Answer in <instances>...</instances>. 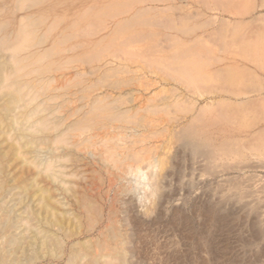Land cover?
Instances as JSON below:
<instances>
[{"label": "bare ground", "instance_id": "1", "mask_svg": "<svg viewBox=\"0 0 264 264\" xmlns=\"http://www.w3.org/2000/svg\"><path fill=\"white\" fill-rule=\"evenodd\" d=\"M10 1L0 0V264H137L132 258L142 248L144 240L141 239L143 235H140L142 228L139 225L143 227L145 224L142 226L141 220L132 219L129 215L132 209L126 208L125 204L129 202L123 196L130 192L137 195V187L142 188L144 197L148 199L152 200L156 196L155 205L145 208V214L150 215L164 206L165 202L170 203V194L165 190L170 172H163L165 161L158 160L155 156L146 158L150 173L141 164L145 161L144 152L151 151L148 146L153 144L145 143L146 139L143 137L137 138L141 133L138 129L145 127L144 123L150 125L155 121L150 118L143 122L146 117L144 112H156L159 103L152 104L153 96L146 97L141 91L139 95H135L139 92V86L145 89L142 84L135 83L145 77L137 75L136 70L139 69L136 68L145 65L155 67L158 71L167 73L168 77L185 82L189 87L205 85L214 76L217 80H227V77L236 79L237 77H233L237 73L236 69L232 64L227 68H218L220 63L225 64V59L218 57L212 46L200 38H195V44L183 45L182 39L176 36L178 32H184L183 36H186L185 33L192 34L197 30L186 26L191 19V0H180L176 4L183 9L177 18L169 13V8L174 6L169 0ZM202 1L226 8L232 5L235 11L247 13L246 6L242 8L246 0ZM32 6L40 9L36 12L24 11L18 19L17 13L20 10L31 9ZM186 7L189 8L185 9ZM222 20L225 21V18ZM223 21L216 28L219 32L229 31L228 23ZM243 21L237 22L233 27L231 25L230 32L234 33V30L242 26ZM179 24L180 27L177 26ZM236 37L240 39L241 36ZM248 37L245 40L241 37L239 47L243 49L242 55L250 57L255 65L264 68V42L255 43V38ZM246 45L248 48L245 49ZM66 52L72 55L63 56L65 58L62 60L57 58V55H64ZM109 55L111 58L107 57ZM72 60L83 65L74 66V72L65 73L63 79L72 76L77 80L67 79L59 88L53 84L58 80L55 72L65 69L62 65ZM97 74L98 77L94 78ZM119 78L123 80L120 81ZM71 85L76 87L75 91H69ZM105 87H111L112 90H101ZM57 89L59 94L54 92ZM150 92H154V97L158 95L156 89ZM164 97L160 98L165 99ZM230 101L232 100L229 99ZM226 102H223L224 107ZM249 102L251 101H248V107H253ZM73 103V111H70ZM205 103L195 119L171 132L174 142L188 152L186 156L192 158L193 163L204 158L208 162V169L203 168L213 170L215 160L222 156L219 150L225 154L237 153L241 156L244 154L242 149L248 148L253 152L252 155L258 153L257 155L264 157V133L255 132L256 128L260 130L264 126L261 123L264 118L258 119V115L253 113L254 117L248 124L255 132L249 140L250 145L237 140L232 147L231 141L224 139L218 150L211 145L213 135L222 132L225 124L231 125L236 121L232 117L233 113H230L231 116L229 113L219 114L222 109L228 110L221 108L220 103V108L216 106L220 110L218 115L204 116V108L207 106ZM166 109L168 106L165 111ZM60 110L70 113L66 117L54 116ZM162 110L164 111L163 108ZM48 113L52 114L48 116ZM245 114L241 118H246ZM101 128L107 129V133L98 138V130ZM75 131L79 133H73ZM94 144L101 145L100 149L93 146L91 151L89 147ZM180 155V152L174 154L177 159L183 158L182 161L187 159L185 154ZM261 162L258 164L251 161L243 166L226 164L224 168L231 166L230 168L244 169L259 165L264 168L263 160ZM82 163H85L80 165L82 170H86L89 164H98L108 176V185L100 174V182L96 188L93 182H86V175L77 176L80 171L78 165ZM232 179L226 181L231 183L230 188L235 191L229 193V187L222 185V182L218 189L219 198L225 199V204L234 201L236 204L229 205L240 209L234 208L225 214L224 207L227 205L218 201L194 203L203 224H213L225 229H230L233 225H248L252 230L264 232V218H258L257 214L250 217L252 213L259 211L261 197L256 199L253 195L256 192L264 193V184L258 185L259 189H253V182L246 184L245 180H239L240 177L238 180L231 181ZM134 181L136 185L133 184ZM113 189L114 194L111 196ZM163 209L155 217L159 221L165 216H162ZM172 216L166 219L169 226L174 225ZM186 216L177 211L175 219L180 226L187 227ZM209 232V229L204 230L205 237H201L206 240L207 245L213 239V234ZM90 235L96 236L88 237ZM150 237V241L156 242L154 236ZM177 254L169 252L168 260L176 259L174 256Z\"/></svg>", "mask_w": 264, "mask_h": 264}, {"label": "rangeland", "instance_id": "2", "mask_svg": "<svg viewBox=\"0 0 264 264\" xmlns=\"http://www.w3.org/2000/svg\"><path fill=\"white\" fill-rule=\"evenodd\" d=\"M196 1L202 2L203 5H205V6H203L202 3H198ZM168 2L172 5H174L171 8H169L170 10L168 9L170 11L169 13L172 14V17L177 18L178 13L183 10L182 8L180 9V7L176 6V4L180 3V0H173V1L169 0ZM190 3L193 4V5L189 4V7H191V9H189L191 19L188 20L190 25H189V23H186V26L187 27L188 26L194 27L195 30L197 28V30L193 31L194 32V33H192L193 35L191 33L190 34L185 33L186 36H183L184 32L183 33L178 32V35H176V36H178L179 38L182 39L181 42L183 45L185 43L192 44L193 42H194L193 44H195L196 43L195 40L197 38H200L204 43L210 44L212 46V47L211 46L210 47L213 48L214 53L218 57L225 59L224 60L225 64L220 63L221 66L217 65V67L218 68H221V67L227 68L228 65L232 64V67L235 68L236 72H237L233 77H237V78L236 79H230L227 77V80L225 78L224 79L219 78L217 80V79H215V76H214L213 79L209 78V82L205 85L201 84V85H193L192 87L191 86L189 87V85L187 86V84L185 82H183L179 79L176 80V79H173L171 77H168L167 73H165L163 71H158L155 67L150 68V67L145 65V66H141L139 68H136V69H139V70H136V74L137 75H143L145 77L139 79L140 82L136 81L135 83L142 84L143 86H145V89L142 88V86H139V92L135 93V95H139V93L141 91V92H143V95L146 97H149L150 95L153 96L152 98H154V100L151 102L152 104H158L159 103L157 105L159 108L157 107L156 112H149V113L147 112L146 113L143 111L146 114V117H145V119H143V122L150 119V118L151 119L153 118L155 121H152L150 123V125H147V123L146 124L144 123L145 127H140L138 129L139 131H141V133H140L141 136L136 135L137 138H139V139L142 137L145 138L146 139L145 143H148L149 145L153 144L152 146H148L149 148L151 147L150 148V149H152L151 151H145L144 152L145 161H144V164H143V162L141 164L143 165L144 170H146L148 173H150L149 172L150 169L147 165L148 161L146 163V158L149 159L151 156L152 157L155 156L158 160H164L165 161L163 172H168V171L170 172V176H169V179L167 181L168 183L166 184L167 187L165 189L166 193L170 194V198H169L170 203L165 202L164 206H161L159 210L157 209L158 211L156 210L155 212L151 213L150 215H146L145 214V208L148 205H152V206L155 205L156 196H153L152 200L146 198V196L144 197V194H143L144 191L142 190L141 187H137V189H136L137 190L136 193L138 196L135 193H131V192L129 194H127L126 196H123V197H125L124 199L125 200L127 199L129 202V203L125 204L126 208L129 210L132 209L129 212V215H131L132 219L135 220L134 218H136L138 220H141V222H143L142 226L145 224V226H143V227H141L139 225V227L142 228V231H140V235L141 236L143 235L142 236L143 238H141V239L144 240V242L142 243L143 244L142 248L140 249L141 252L139 251L138 252L139 254H137V256L135 258H132V260L137 262V264H178V262H180L179 264H182V263L183 264H189V263L190 264H199V263L200 264H264V232H261V231L259 232V231H257L258 229L252 230V229H250V227H248V225H244V226L243 225H233L230 229H228V228L225 229L222 227H215L213 224L206 226L203 224V222L201 220V215L199 214V212L197 210H195L196 208L194 206L196 203L206 204L207 203L206 200L218 201L222 205H227L226 207H228V208L224 207V212H225V214H228V212L232 211L235 208L233 205H229V204L234 203V201H230L229 204H225V202H226L225 199L220 200L219 192H218L220 183L223 182L222 185L229 187V189H228L229 193H232L235 191L234 189L231 190V188H230L231 183L226 181V180H229L230 178H233L231 180V181H233L234 179L238 180V178L240 177L239 180H245L246 184H247V182H249V183L251 182V184L253 182L251 187L252 188L254 187L255 189H259L260 186L262 185V183L264 184V168H262L261 165H259L257 167H249L248 166L244 169L230 168L231 166L224 168V166H226V164H229L232 166H235V165L238 166L241 164L243 166L244 164L251 163V161L252 162L255 161L258 164H261L262 160L264 162V157H262L261 155H257L258 153H256V152H254V153H256V155H252L253 152L249 151L248 148L242 149L241 152L244 154H242L241 156L237 155V153L225 154V152L220 151L218 148V146H220L221 141L224 139L231 141L232 147H234V144H235L234 142H236L237 140L243 141L245 144L250 145L248 143L250 142L249 140H250L252 134H254L255 132H258V131L259 132L261 131V133H264V131H263L264 126L260 127L263 130H261V129L259 130L258 128H256L257 130H255V132H254V130L252 131L251 128L248 126L250 119L254 117V115H253L254 112H255V114L258 115V117H259L258 119L264 118V109H263L264 108V101H263L264 100V68L255 65V63L251 60L250 57L248 58L247 56H243L242 55L243 49H241L239 47L241 44V39L243 38L242 40H245L246 37H248V36H249L248 38H250V37L255 38L254 39L255 43L256 42L257 43L264 42V4H263L264 0H246L245 4L242 6V8H244L246 6L247 13L245 11H243V14H242V11H240V12L235 11V7H233L232 5L229 7L227 6V8H226L220 4H215L213 2H210L209 4L208 3L205 4L202 0H191ZM193 7L194 8L196 7V8L193 9ZM197 7L198 8L201 7L199 9L200 11L197 10L198 9ZM38 8L39 7L35 8V6H32L31 9L26 8V9L20 10L17 13V17L19 19L20 16L22 15V13H24V11H27V10H28V12H36L37 10L40 9V8L39 9ZM172 8L174 10H176V12ZM188 8L186 7L185 9H188ZM192 12H194V13H192ZM223 17L225 18V21L222 20ZM220 18H222V19H220ZM244 18L247 20H245ZM210 20H212V21H210ZM221 21H223L225 23L227 22L229 27H231V25H232V27H233V25L235 26L236 23L240 22V21H243V24L238 29L234 30L233 31L234 33L230 32L232 30L229 27H228L229 31L223 32L220 30V32H219V30H217V29L219 28L218 26L222 23ZM257 24L260 27L257 26ZM177 26L180 27V24ZM40 27H41V29L43 28V26H40ZM172 32H173V30H172ZM195 32L197 35L195 34ZM215 32H216V34H215ZM174 33H176V30ZM179 34L181 36H179ZM187 35H189V36H187ZM195 35H196V37H194ZM198 35H199V37H197ZM233 35H236V36L240 35L242 38L240 37V39H239L238 37H236V36L234 37ZM201 36H203L205 38H203ZM212 36H213V38H212ZM225 36H226V38H228V41L226 38H224ZM244 36H246V37H244ZM182 37H184V38L186 37V39H184ZM189 39H190V41H189ZM192 39H194V41H191ZM204 39L205 40L207 39L206 42ZM186 40H188L189 42ZM237 42H239V43H237ZM222 45H224V46L222 47ZM225 45L228 47L226 48ZM234 45H235V47H234ZM244 48L245 49L248 48V45L244 46ZM262 54H264V52H262ZM68 55H72V53L66 52L64 55L59 54V55H57V58L59 60H62L63 58L67 57ZM63 56H65V57H63ZM107 57L111 58L110 55ZM137 61H139L138 58H137ZM80 65H83V64H81L79 62L76 63L74 60H72L71 62L64 63L62 65V67H66V68L55 72L56 80L57 79L58 80L53 84L56 86H59V88H60V85H62L63 83H65V81L67 79H70L72 77L71 76L67 79H65V77H64V79H63V75L65 73L66 74H72L74 72V69L76 67H79ZM74 66H76V67H74ZM238 66H240V68L245 67L246 69H243V68L240 69ZM163 73H165L167 77ZM193 73H195V71H193ZM229 75H231V74H229ZM96 76L98 77V74L94 75V78H96ZM249 76H251V77H249ZM85 78H87V77H85ZM241 78H244V79L242 80ZM119 79H120V81L123 80L121 78H119ZM72 80L73 81L77 80V78H71L70 81H72ZM70 81H69V83H70ZM87 81L89 82V80H87ZM87 81H85V82L87 83ZM238 81H240V83H238ZM148 82H150V83H148ZM148 85H150V86H148ZM254 85H255V87H254ZM245 86H246V88H245ZM147 87H149V89H146ZM71 89H73V91H75L76 87L71 85V87L69 88V91ZM155 89H156V91H157L156 93L158 95H155V97H154V95H153L154 92L151 93L150 91H153ZM101 90H112V88L111 87H105L104 89H101ZM98 91H100V90H98ZM54 92L59 94V89L54 90ZM260 94H262V95H260ZM140 95H142V94H140ZM163 96H165L164 97L165 99H161V98H163ZM261 97H262V99H261ZM247 98H249V99H247ZM222 99H223V102H226V101L229 102V99L232 100L233 102L232 101H230L229 103L226 102L225 107H224V103L222 102ZM217 100H219L218 104L220 103L219 105H221V108H223V107L225 109L228 108V110L226 109L227 113L225 112L226 110L224 111V109H222L223 111L221 110L222 112L219 113L220 110L218 108H220V107L216 103ZM145 101H146V99L144 98V102ZM248 101H251V102H249V104H253V107L252 106L248 107V105H247ZM51 102L53 103V101H51ZM244 102H245V104H244ZM140 103L141 102H139V104ZM204 103L207 105L204 108L205 109L203 112L204 116H210L212 114H217V113H219V114H228V113L232 114L233 113L232 117H234V119L236 121V122L234 121L235 123H233L231 125H229L230 123L228 125L225 124L226 128L224 127V130L226 132H224V130H223L220 133L214 134L213 135L214 137H212V139L213 138L214 139L212 140L211 145L213 147L214 146L217 147L220 154L222 153V156H220L219 158H217L215 160L216 166L214 167V169L216 170L217 173L214 172L215 171L214 169L209 170V171L207 170L208 169L207 168L208 162L206 160H204L203 157H202L203 158L202 160L201 159L199 161L195 160L193 163L192 158L186 156L188 154V152L185 150H182L179 147V144L178 143L176 144L174 142V138H172V136H171V132H174V130H176L178 128L180 129L181 128L180 126L187 125L189 122H191V120L195 119L194 117H197L198 111L200 110V107L204 105ZM233 103L235 104L236 109H234L235 107L234 108L232 107L234 105ZM259 103H260V105H259ZM74 105H75L74 103L71 104V107H70L71 110L70 111H73ZM160 105H162V106H160ZM143 106H145V105L143 104ZM165 106L166 107L168 106V109H166V111H165V108H166ZM197 106H199V107H197ZM239 106H240V109H239ZM254 106L256 108H254ZM162 108L164 109V111L162 110ZM62 109H65V107H63ZM159 109H161V110L159 111ZM247 109H249L248 112H247ZM215 110H217V111L215 112ZM257 110H260L261 112L260 111L258 112ZM68 111H69V109H68ZM68 111L67 110H65V111L60 110L56 113H54V112L53 113H54V116L58 115V116L66 117L70 113ZM228 111H230V112H228ZM235 111H236V113H235ZM82 112H81V114H82ZM143 112H140V114ZM246 112H247V114H245ZM195 113H196V116L194 115ZM50 114H52V113H48V116ZM231 114H230V116H231ZM244 114L246 115V118L242 117L243 118L242 119L241 116H244ZM42 115H43V113H42ZM173 117H174V119H173ZM261 123L264 124V121ZM231 127H233V128H231ZM160 129H162V130H160ZM227 130L229 131V133ZM106 131H107V129H104V128H101V130H98V138L104 136L107 133ZM73 133L76 134V133H79V131H75ZM83 134H86V132H84ZM142 134H144V135H142ZM218 134H220V135H218ZM231 135L232 136L234 135V137H232ZM239 136H240V138H239ZM236 137H238V138H236ZM93 146L95 148H98V149H100V147H101V145L99 146V144H94V145H92L91 148L89 147V149L91 151H93L92 150V148H94ZM243 151H245V152H243ZM177 152L178 153L180 152L181 155L185 154V157L188 160L185 159L182 161L183 158H181V159L175 158L174 154ZM247 152H249V154ZM160 153H162V154L160 155ZM242 161H244L243 164H242ZM65 163H67V165H68L70 162L66 161ZM83 164H85V163L78 165V168L81 172L79 171L78 172L79 174L77 176L86 175V177H87L86 182H88V183L93 182L94 188H96L98 185V182H100L98 180V177H100V175H101V176H103V178L106 181L105 184L107 183V185H108V176L100 167H98L99 166L98 164H89V166L86 165V166H88L86 168V170L88 168H90L87 171L80 169V165L82 166ZM177 164H178V166H176ZM203 167H206L207 169L203 168ZM220 169H221V171H220ZM98 174H100V175H98ZM261 175L263 177H261ZM254 179H257V180H254ZM133 184L136 185L135 181L133 182ZM118 185L119 184H117V186ZM258 185H260V186L258 187ZM256 186L258 188H256ZM252 188H249V189H252ZM114 189L110 193L111 196L114 194ZM223 193H226V191H224ZM260 194H262V195H260ZM263 194L264 193H262V192H256L253 195V198H256V199H259V197H261L260 201H259L260 203L258 201L257 202L262 207L259 205V211L256 213H252L253 215L251 214L250 217H254L257 214L258 218H260V217L264 218V210H263L264 209V207H263L264 195ZM137 197H139L140 199H137ZM129 199H130V201H129ZM204 201H205V203H204ZM234 204H236V203H234ZM236 208H239V207L236 206ZM162 209H163V212H162L163 215L162 216H164V215L165 216L162 217L159 221L155 217L157 216L159 211H161ZM182 209H183V211H182ZM177 211H180V213L184 216L187 215L186 216V218L188 220L187 227L180 226V223L178 222V220L175 219ZM167 214H168V216H167ZM171 215H173L172 217H174V225L173 226L167 225V222H166V219H169L171 217ZM131 217H130V219H131ZM152 218H153V221H152L153 224L156 223L154 225H152L151 224L152 222L150 221ZM146 221H148V223H145ZM136 227H137V225H136ZM206 229H209V231H210L209 233L213 234V239L210 242V244H208V245L206 244V240L201 239V237L203 238V236L205 235V234H203V232ZM263 230H264V227H263ZM251 231H253V232H251ZM259 233H261V234H259ZM151 235H152V237L154 236L156 238V242L153 243V241H150ZM95 236L96 235H90L88 237L93 238ZM158 245H160L161 247ZM172 251L178 253L176 256H174V258H176V259L168 260V253L172 252ZM144 255L146 258L144 257ZM153 255H154V257H152ZM144 258H145V260L143 261ZM165 258L167 260V261L165 260L166 262L164 261ZM254 259H255V261H254ZM153 260H155V261H153Z\"/></svg>", "mask_w": 264, "mask_h": 264}]
</instances>
